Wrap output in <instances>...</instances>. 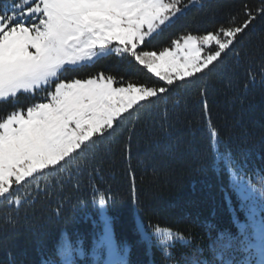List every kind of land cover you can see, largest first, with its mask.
I'll return each instance as SVG.
<instances>
[{
  "label": "snow or ice",
  "instance_id": "6c2138e0",
  "mask_svg": "<svg viewBox=\"0 0 264 264\" xmlns=\"http://www.w3.org/2000/svg\"><path fill=\"white\" fill-rule=\"evenodd\" d=\"M199 3L11 0L0 7V101L54 85L39 102L0 117V205H30L42 192L85 174L91 178L98 171L93 167L98 142L111 136L140 107L211 72L256 16L264 15V4L255 12L244 6L247 19L242 24H235L233 18L212 30L180 34L158 52L141 50L154 33ZM109 53L128 57L162 83L126 82L103 71L59 79L68 66H81ZM261 71L264 75V67ZM249 75L254 81V75ZM201 93L206 95V89L202 87ZM208 136V151L229 175L246 216L244 222L236 220V233L217 235L211 246L212 264H264V177L258 178L260 188L245 180L232 153L220 151L215 127ZM109 199L107 192L93 188L102 231L90 249L65 234L54 248L58 259L43 264H128V249L114 240L111 219L105 214ZM138 227L143 238L155 242L166 258L176 243H188L183 234L168 228L156 226L148 234ZM198 255L203 256L202 249L185 254L184 264H209Z\"/></svg>",
  "mask_w": 264,
  "mask_h": 264
},
{
  "label": "trees",
  "instance_id": "16d2710c",
  "mask_svg": "<svg viewBox=\"0 0 264 264\" xmlns=\"http://www.w3.org/2000/svg\"><path fill=\"white\" fill-rule=\"evenodd\" d=\"M5 3L11 0H0V7ZM262 4L264 0H203L153 34L141 50L158 52L180 34L212 30L233 18L235 24H242L247 19L244 6L255 12ZM262 52L264 15H257L211 72L140 107L98 142L93 164L98 171L91 178L85 174L42 192L30 205H0V264L56 260L54 248L65 234L90 249L101 231L94 187L110 197L106 211L116 242L129 246L128 264H184L185 254L197 248L203 250L198 258L212 264L211 246L217 235L236 233V220L244 222L246 216L229 175L208 151V132L215 127L220 151L231 152L244 177L259 186L258 178L264 177ZM101 71L126 82L162 83L128 57L113 54L66 68L59 79ZM52 88L0 101V117L39 102ZM136 215L146 231L168 228L183 234L188 243H176L166 258L155 242L149 245L142 239Z\"/></svg>",
  "mask_w": 264,
  "mask_h": 264
},
{
  "label": "rangeland",
  "instance_id": "374dc122",
  "mask_svg": "<svg viewBox=\"0 0 264 264\" xmlns=\"http://www.w3.org/2000/svg\"><path fill=\"white\" fill-rule=\"evenodd\" d=\"M201 1H203V0H200V3H201ZM200 3L198 4V5H200ZM5 4H10V3H5ZM4 4V5H5ZM3 5V6H4ZM3 6H1V7H3ZM160 31V30H159ZM158 31V32H159ZM157 33V32H156ZM155 34V33H154ZM111 54H113V55H116L115 53H109V54H107V55H111ZM107 55H103V56H107ZM103 56H100V57H96V58H94L92 61H86V62H84L82 65H85V64H90V63H93L94 61H96L97 59H99V58H101V57H103ZM81 65V66H82ZM77 67H80V66H68L67 68H69V69H74V68H77ZM49 86H52V85H49ZM47 86H44L43 88H46ZM53 87H54V85H53ZM42 88V89H43ZM41 90V89H40ZM244 176V175H243ZM244 179L245 180H247L245 177H244ZM253 185H256V187L257 188H260V184H259V186L257 185V184H253ZM259 195V193H257V196ZM256 207H257V214H258V216L260 215V213H261V208H260V206H259V204H257L256 205ZM99 211V210H98ZM108 217H110L109 216V214L107 213V211H106V213H105ZM99 219H100V216H99ZM101 221V220H100ZM136 226H137V229H138V231L140 232V230H139V227L138 226H142L143 227V224H142V222H141V220H140V217H139V215H136ZM111 227H112V222H111ZM143 229H144V227H143ZM145 230V229H144ZM101 231H102V221H101ZM100 231V232H101ZM112 232H113V227H112ZM145 232L146 233H148V234H150L151 232H152V230L151 231H146L145 230ZM140 234H141V232H140ZM99 235V234H98ZM98 235L96 236V238L98 237ZM113 237H114V233H113ZM141 237H142V239L143 240H145L144 238H143V236H142V234H141ZM114 240H115V237H114ZM116 241V240H115ZM146 242H147V244H149V245H151L147 240H145ZM123 246H126L127 247V249L129 250V246L128 245H123ZM126 259H127V261H128V253H127V257H126Z\"/></svg>",
  "mask_w": 264,
  "mask_h": 264
}]
</instances>
